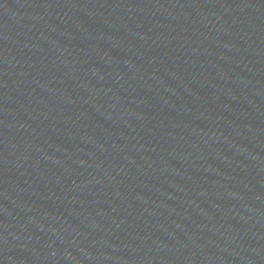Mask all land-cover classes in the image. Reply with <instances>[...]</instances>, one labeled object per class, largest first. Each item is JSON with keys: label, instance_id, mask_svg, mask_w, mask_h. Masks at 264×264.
<instances>
[{"label": "water", "instance_id": "obj_1", "mask_svg": "<svg viewBox=\"0 0 264 264\" xmlns=\"http://www.w3.org/2000/svg\"><path fill=\"white\" fill-rule=\"evenodd\" d=\"M0 264H264V0H0Z\"/></svg>", "mask_w": 264, "mask_h": 264}]
</instances>
